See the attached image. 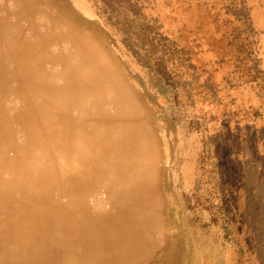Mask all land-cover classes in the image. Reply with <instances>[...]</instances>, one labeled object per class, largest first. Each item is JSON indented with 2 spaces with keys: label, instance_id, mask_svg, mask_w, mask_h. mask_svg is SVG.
Returning <instances> with one entry per match:
<instances>
[{
  "label": "bare ground",
  "instance_id": "bare-ground-1",
  "mask_svg": "<svg viewBox=\"0 0 264 264\" xmlns=\"http://www.w3.org/2000/svg\"><path fill=\"white\" fill-rule=\"evenodd\" d=\"M47 6L0 0V264L142 263L166 226L150 110Z\"/></svg>",
  "mask_w": 264,
  "mask_h": 264
},
{
  "label": "rangeland",
  "instance_id": "rangeland-1",
  "mask_svg": "<svg viewBox=\"0 0 264 264\" xmlns=\"http://www.w3.org/2000/svg\"><path fill=\"white\" fill-rule=\"evenodd\" d=\"M39 1L150 110L166 226L134 264H264V0Z\"/></svg>",
  "mask_w": 264,
  "mask_h": 264
}]
</instances>
